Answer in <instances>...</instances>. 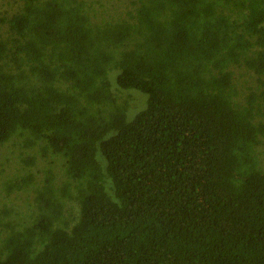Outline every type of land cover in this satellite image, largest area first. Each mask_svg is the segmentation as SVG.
<instances>
[{"label":"trees","instance_id":"1","mask_svg":"<svg viewBox=\"0 0 264 264\" xmlns=\"http://www.w3.org/2000/svg\"><path fill=\"white\" fill-rule=\"evenodd\" d=\"M0 1V264H264V0Z\"/></svg>","mask_w":264,"mask_h":264},{"label":"rangeland","instance_id":"2","mask_svg":"<svg viewBox=\"0 0 264 264\" xmlns=\"http://www.w3.org/2000/svg\"><path fill=\"white\" fill-rule=\"evenodd\" d=\"M105 4L107 2L109 3H112L113 5H116L115 4V1L114 0H102ZM2 2L0 1V7H2ZM14 10H12L11 12H13ZM2 12V11H0ZM240 81V80H239ZM134 99L136 100V102H133L132 103V106L131 108L129 109V113H130V117H128L129 119H133L135 117V115H137L140 111H142L144 108H145V101L147 102V95L142 93V92H131L130 93ZM264 149V147H263ZM2 157V155L0 156ZM263 164H264V155H263ZM43 165L39 163L38 167L37 168H33V167H28L26 164H21V163H15L14 165H12V172H17V171H26L28 169H33L34 173L37 174V170L38 169H43ZM264 168V167H263ZM59 171H61V169L58 168ZM23 193H20L17 197H14L13 199H15L14 203H15V206H10V207H13L14 209H19L20 206H23L24 204V201L27 202L28 200V196L26 195V193H24L23 195V199H21V195ZM31 212H28L27 209L25 211V216H28L30 215Z\"/></svg>","mask_w":264,"mask_h":264}]
</instances>
